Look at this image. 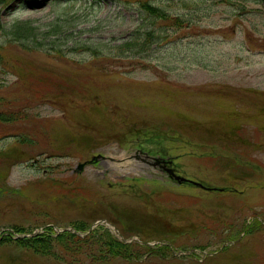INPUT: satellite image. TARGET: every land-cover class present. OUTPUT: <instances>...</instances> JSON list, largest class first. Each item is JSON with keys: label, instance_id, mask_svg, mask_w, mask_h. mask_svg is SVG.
Wrapping results in <instances>:
<instances>
[{"label": "rangeland", "instance_id": "1", "mask_svg": "<svg viewBox=\"0 0 264 264\" xmlns=\"http://www.w3.org/2000/svg\"><path fill=\"white\" fill-rule=\"evenodd\" d=\"M175 2L173 13L185 20L184 29H163L156 34L161 44L143 55L139 48L127 50L121 59L114 47L133 30L154 29L132 7L139 0L0 6V26L27 21L44 29L56 17L64 25L59 57L0 46L2 107L24 112L16 122L0 124V235L12 227L86 231L102 221L125 239L194 255L159 259L138 249L140 264H264V0ZM170 130L195 149L202 146L206 158L186 153L187 142L177 139L172 158L181 176L214 188L231 185L236 193L168 203L163 188L132 184L133 174L107 169L109 156L122 157L126 138L142 141L157 133L166 141ZM232 155L243 164L252 159L257 175ZM154 174L170 181V192H188L172 189L174 180L162 167ZM239 185L249 193L237 196ZM70 256L76 264H134ZM0 264L71 263L0 244Z\"/></svg>", "mask_w": 264, "mask_h": 264}, {"label": "trees", "instance_id": "2", "mask_svg": "<svg viewBox=\"0 0 264 264\" xmlns=\"http://www.w3.org/2000/svg\"><path fill=\"white\" fill-rule=\"evenodd\" d=\"M10 0H0V6L6 4ZM143 8L151 15L154 14L158 17L163 16L161 11L149 4H145ZM3 31L0 39L3 40L4 44H17L18 47L24 52H32L37 49H42L43 45L41 41L47 39L50 36L56 35V27L54 24L48 25L47 31L43 33H37L36 28H33L30 23L19 22L12 25L9 29L2 28ZM39 35H42L39 37ZM51 39V38H50ZM1 45V43H0ZM50 51H54L55 47L46 48ZM3 63V60H0ZM13 121L15 120V115L12 113H5L0 111V121ZM16 233H23V229L15 230ZM108 236L110 235L108 231ZM2 238V243H18L24 248H30L34 253L42 257H51L56 259H68L69 258L62 252H67L68 255L73 253L75 256L80 255V251H84L85 256L88 259H92L93 262L97 260H106L108 257H121L128 259L130 254L131 245H126L115 238H110L105 240L97 231L93 232L86 238H79L75 234L65 232L57 237L53 236L52 229H48L44 234L24 239H15L11 237ZM95 245V246H94ZM96 247L94 249V247ZM62 248V249H61ZM60 249V250H58ZM167 249V248H166ZM149 252H156L153 249L146 248ZM61 251V252H59ZM75 251V252H74ZM71 257V256H70ZM73 259V258H71ZM71 263H77L76 261Z\"/></svg>", "mask_w": 264, "mask_h": 264}]
</instances>
